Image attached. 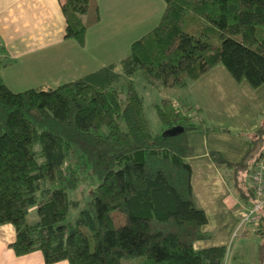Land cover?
Returning <instances> with one entry per match:
<instances>
[{"label": "trees", "instance_id": "obj_1", "mask_svg": "<svg viewBox=\"0 0 264 264\" xmlns=\"http://www.w3.org/2000/svg\"><path fill=\"white\" fill-rule=\"evenodd\" d=\"M165 2L160 23L120 62L20 92L0 72V225H14L10 246L17 255L39 250L47 264H123L133 257H145L141 264H225L226 246H195L211 234L193 188L188 132L217 128L188 102L189 89L217 65L237 82L264 84V0ZM91 6L92 0H61L65 38L85 44ZM93 10L98 20L97 4ZM14 62L0 41V71ZM137 79L184 93L180 105L170 98L153 104L161 132L151 127ZM174 126L184 130L164 133ZM209 156L233 169L243 203L256 204L249 177L264 160V124L240 161L216 150ZM32 208L37 218L29 221ZM258 213L264 264V203Z\"/></svg>", "mask_w": 264, "mask_h": 264}, {"label": "crops", "instance_id": "obj_2", "mask_svg": "<svg viewBox=\"0 0 264 264\" xmlns=\"http://www.w3.org/2000/svg\"><path fill=\"white\" fill-rule=\"evenodd\" d=\"M96 4L98 20L93 10ZM165 9V0H92L85 14L89 24L86 41L81 46L75 39L65 38L61 0H0V41L16 59L1 70L3 79L14 92L37 86L54 88L120 62L131 53L135 41L160 23ZM189 90L188 102L202 109L207 125L217 128L188 132L195 149L188 158L193 188L207 213L204 230L211 234L196 241L195 246H226L225 264H259L262 238L257 225L243 223L251 205H245L235 192L233 169L217 166L209 152L219 151L231 162L247 154L264 124V84L254 88L248 81L237 82L224 65H217ZM173 101L181 104V98ZM15 238L13 224L0 225V264H47L39 250L17 255L10 246ZM234 238L243 240L235 244Z\"/></svg>", "mask_w": 264, "mask_h": 264}, {"label": "rangeland", "instance_id": "obj_3", "mask_svg": "<svg viewBox=\"0 0 264 264\" xmlns=\"http://www.w3.org/2000/svg\"><path fill=\"white\" fill-rule=\"evenodd\" d=\"M137 88L144 97L145 105L147 107V114H148L153 131L155 133L161 132L163 125L157 119V115H156L153 104L156 102H159L162 98H170L172 100H176L178 98L182 99L184 93H182V90L178 87H156V86L145 84V82L142 79H137ZM250 179H251V185H252V178ZM85 200H86V196L81 203L84 204ZM76 213L77 211H73V213L70 216L71 220L76 217L75 216ZM247 213L249 214L248 210H246V214ZM114 217L116 218L115 220H116L117 225H121L125 221L123 215L118 212H114ZM36 218H37L36 210L35 208H32L30 214L28 215V220L33 221ZM252 225H258V224H255L252 222ZM234 240H235V244H238V241L239 242L242 241L243 238H234ZM144 261H145V257H133V258L123 259V264H141Z\"/></svg>", "mask_w": 264, "mask_h": 264}, {"label": "built area", "instance_id": "obj_4", "mask_svg": "<svg viewBox=\"0 0 264 264\" xmlns=\"http://www.w3.org/2000/svg\"><path fill=\"white\" fill-rule=\"evenodd\" d=\"M175 105H178L176 102ZM252 178V186H254L255 191L258 196V201L256 204L251 205L248 209L249 214H245L243 218V223L244 222H254L258 223L260 216H259V209L261 205L264 203V160H261L257 162L256 167L254 169V172L251 175Z\"/></svg>", "mask_w": 264, "mask_h": 264}, {"label": "water", "instance_id": "obj_5", "mask_svg": "<svg viewBox=\"0 0 264 264\" xmlns=\"http://www.w3.org/2000/svg\"><path fill=\"white\" fill-rule=\"evenodd\" d=\"M183 130H184L183 126H174L166 129L164 133L168 135H175L182 132Z\"/></svg>", "mask_w": 264, "mask_h": 264}]
</instances>
